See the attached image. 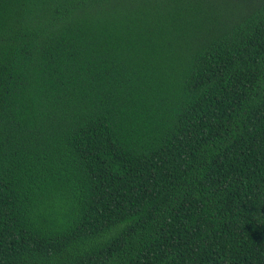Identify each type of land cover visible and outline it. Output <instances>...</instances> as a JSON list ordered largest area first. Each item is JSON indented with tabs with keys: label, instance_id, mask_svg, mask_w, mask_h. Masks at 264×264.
<instances>
[{
	"label": "trees",
	"instance_id": "16d2710c",
	"mask_svg": "<svg viewBox=\"0 0 264 264\" xmlns=\"http://www.w3.org/2000/svg\"><path fill=\"white\" fill-rule=\"evenodd\" d=\"M0 264H264V0H0Z\"/></svg>",
	"mask_w": 264,
	"mask_h": 264
}]
</instances>
